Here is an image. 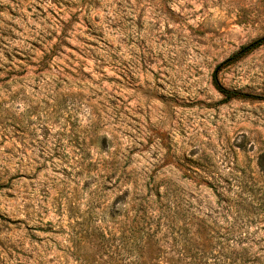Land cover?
<instances>
[{"label": "rangeland", "instance_id": "1", "mask_svg": "<svg viewBox=\"0 0 264 264\" xmlns=\"http://www.w3.org/2000/svg\"><path fill=\"white\" fill-rule=\"evenodd\" d=\"M262 38L264 0H0V264H264V42L224 64Z\"/></svg>", "mask_w": 264, "mask_h": 264}, {"label": "trees", "instance_id": "2", "mask_svg": "<svg viewBox=\"0 0 264 264\" xmlns=\"http://www.w3.org/2000/svg\"><path fill=\"white\" fill-rule=\"evenodd\" d=\"M263 42H264V38L258 39L256 41L252 42L251 44L240 48V50L237 53H235L232 57L227 59L224 64H229L235 60H238L239 58L245 56L246 54H248L249 52H251L255 48L261 46ZM213 86L217 90V92L219 94H221L224 97V99H226V100L252 98L250 95L230 91V90L225 89L223 86H221L217 80V71H215V73L213 75Z\"/></svg>", "mask_w": 264, "mask_h": 264}]
</instances>
